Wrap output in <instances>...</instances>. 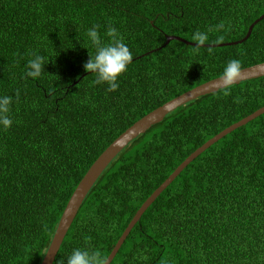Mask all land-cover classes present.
<instances>
[{
    "label": "trees",
    "instance_id": "1",
    "mask_svg": "<svg viewBox=\"0 0 264 264\" xmlns=\"http://www.w3.org/2000/svg\"><path fill=\"white\" fill-rule=\"evenodd\" d=\"M264 0H0V264H39L65 205L99 154L166 101L220 76L232 59L264 62ZM225 30L192 43L197 30ZM116 27L133 54L119 88L85 70ZM224 39L217 42L218 36ZM209 48L212 49L211 53ZM39 78L27 77L34 55ZM19 92L17 97L16 93ZM239 98V102L238 99ZM264 106V76L195 97L131 140L84 197L52 264L74 249L108 256L144 200L196 148ZM109 264H264V113L213 143L160 192Z\"/></svg>",
    "mask_w": 264,
    "mask_h": 264
},
{
    "label": "water",
    "instance_id": "2",
    "mask_svg": "<svg viewBox=\"0 0 264 264\" xmlns=\"http://www.w3.org/2000/svg\"><path fill=\"white\" fill-rule=\"evenodd\" d=\"M264 18V13L261 14L258 18H256L248 27V30L245 36L233 42L227 43H219V44H210L209 46H217V45H225V44H236L239 42L244 41L249 34L255 23L259 20ZM176 39L183 41L186 44L196 45V43H192L187 41L178 36H166V42L168 43L170 40ZM244 76L241 80L237 81V83L253 79L257 77L264 76V62H260L251 66H247L242 68ZM220 76L210 79L204 83H201L180 95L166 101L162 105L156 107L143 117L139 118L135 121L132 125L126 128L121 134H119L94 160L88 170L85 172L83 177L78 182L77 186L75 187L73 193L71 194L70 198L68 199L65 208L59 218L57 223L56 229L50 241V244L39 264H52L54 258L58 252L60 244L68 231L74 217L77 214V211L86 196L87 192L89 191L90 187L93 185L99 174L103 171V169L108 165V163L116 156V154L122 150L131 140H133L138 134L142 133L145 129H147L151 124L159 121L162 119L168 112L173 110L174 108L186 103L187 101L207 94L211 92H215L222 87L219 84ZM236 83V84H237ZM264 113V106L258 108L257 110L253 111L249 115L241 118L235 123L227 126L213 137L206 140L201 146L196 148L190 155H188L172 172L171 174L144 200V202L140 205L138 210L135 212L121 235L119 236L118 240L116 241L115 245L113 246L112 250L108 254L109 263L114 258L115 254L119 250L120 246L124 242L126 236L129 234L130 230L134 226V224L139 220L142 213L145 209L150 205V203L160 194V192L180 173V171L189 163L191 162L196 156H198L201 152L211 146L213 143L221 139L226 134L230 133L234 129L245 125L250 120L254 119L255 117L259 116L260 114Z\"/></svg>",
    "mask_w": 264,
    "mask_h": 264
},
{
    "label": "clouds",
    "instance_id": "3",
    "mask_svg": "<svg viewBox=\"0 0 264 264\" xmlns=\"http://www.w3.org/2000/svg\"><path fill=\"white\" fill-rule=\"evenodd\" d=\"M99 25H94L87 30V37L91 44L95 46L96 52L93 54L90 51V59L85 62L84 68L86 71L95 74L93 84H101L107 82L109 85L108 92L116 91L119 88L118 78L127 71L128 65L132 62L133 54L130 48L125 44L124 37L119 30L114 26H109L106 36L110 38L105 42L100 32ZM225 30V23L221 21L216 25H210L206 32L197 30L191 37L192 41L197 42L196 48L203 47L206 41L209 40L208 33L220 32ZM224 37L218 36L217 42H220ZM212 49L209 48L211 53ZM34 58L30 59L27 64V77L39 78L45 70V58L41 55L33 54ZM244 76L242 71V63L240 59H232L226 64L223 73L220 75L219 84L224 89V94H230V89L237 81ZM17 97L19 92L16 93ZM238 102H239V98ZM13 103V96L0 97V125L5 130L13 124V119L9 115ZM61 264H64L61 261ZM67 264H109V258L104 255L99 249H74L67 258Z\"/></svg>",
    "mask_w": 264,
    "mask_h": 264
}]
</instances>
